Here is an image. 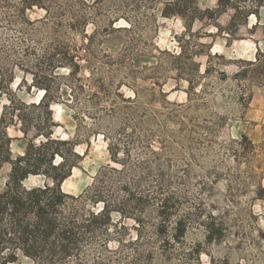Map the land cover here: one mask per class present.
Returning <instances> with one entry per match:
<instances>
[{"label": "rangeland", "instance_id": "rangeland-1", "mask_svg": "<svg viewBox=\"0 0 264 264\" xmlns=\"http://www.w3.org/2000/svg\"><path fill=\"white\" fill-rule=\"evenodd\" d=\"M35 1L0 0V113L8 95L37 103L35 81L47 83L54 135L80 158L54 252L0 251V264H264V5L244 0L257 11L244 18L196 0L184 19L162 14L174 0Z\"/></svg>", "mask_w": 264, "mask_h": 264}, {"label": "trees", "instance_id": "trees-1", "mask_svg": "<svg viewBox=\"0 0 264 264\" xmlns=\"http://www.w3.org/2000/svg\"><path fill=\"white\" fill-rule=\"evenodd\" d=\"M34 2L40 4L35 0ZM250 2L253 5H264V0H250ZM190 4L194 6L196 0L168 1L163 7L162 14L180 15L187 19L184 7ZM218 7L223 10L232 8L234 14L243 13L244 18L251 12L257 14V11H251L252 6L247 5L244 0H218ZM77 57L68 51H64L60 57L69 76L77 74L81 68ZM192 64L198 69V63L192 62ZM186 80L190 84V79ZM35 84L43 88L42 96L37 103L27 104L21 100H17L16 103V100L8 95V102L1 106L0 171L5 166L6 169L3 187L0 189V216L8 212L10 231L18 232L19 240L16 247L11 246V251L0 245V251L5 252L3 259H17V250L30 258L44 251L54 252V246L48 244L47 240L61 224L58 218L60 204L66 197L71 196L62 189V183L71 175L80 158L74 150L75 140L54 135L59 124L53 118L51 103L47 99L49 85L37 81ZM5 89L0 81V95H3ZM28 106L40 109L38 118L31 116V112H24V108ZM9 126H15L20 135H9L7 132ZM242 137L246 138L245 135ZM14 140L18 141L20 148L16 152L11 146ZM31 177H39L41 183L26 185ZM30 214L35 218L30 219ZM108 216L106 215L107 219ZM179 231L182 232L181 229ZM66 250L65 244L61 245V251L66 252Z\"/></svg>", "mask_w": 264, "mask_h": 264}]
</instances>
